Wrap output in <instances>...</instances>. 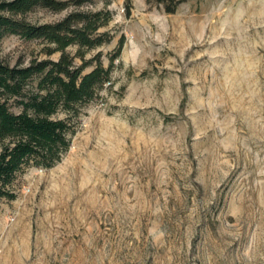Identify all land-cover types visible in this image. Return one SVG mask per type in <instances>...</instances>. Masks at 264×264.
<instances>
[{"label": "rangeland", "instance_id": "374dc122", "mask_svg": "<svg viewBox=\"0 0 264 264\" xmlns=\"http://www.w3.org/2000/svg\"><path fill=\"white\" fill-rule=\"evenodd\" d=\"M165 4L77 6L110 12L99 31L111 39L83 48L112 61L110 81L70 113L60 159L25 168L0 198V264H264V0ZM58 54L0 41L10 64Z\"/></svg>", "mask_w": 264, "mask_h": 264}, {"label": "trees", "instance_id": "16d2710c", "mask_svg": "<svg viewBox=\"0 0 264 264\" xmlns=\"http://www.w3.org/2000/svg\"><path fill=\"white\" fill-rule=\"evenodd\" d=\"M84 1L0 0V41L16 34L41 40L48 55L59 53L56 59L34 57L26 64H10L0 56V198L13 197L11 185L25 168L50 167L60 159L73 132L70 113H77L110 81L111 60L104 66L99 52L84 58L85 49L111 39L108 31H99L110 20V12L77 8ZM155 1L165 2L167 11H173L178 2ZM70 5L74 8L54 22L34 23L25 16L37 6L60 11ZM121 44L122 38L117 54ZM71 45L77 46L74 53L67 51ZM76 58L81 62L76 63ZM88 66L92 67L84 71ZM12 104L19 110L13 111ZM59 111L69 116H55Z\"/></svg>", "mask_w": 264, "mask_h": 264}]
</instances>
